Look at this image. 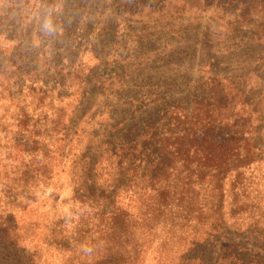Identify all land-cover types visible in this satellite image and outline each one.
Returning a JSON list of instances; mask_svg holds the SVG:
<instances>
[{
    "label": "trees",
    "instance_id": "1",
    "mask_svg": "<svg viewBox=\"0 0 264 264\" xmlns=\"http://www.w3.org/2000/svg\"><path fill=\"white\" fill-rule=\"evenodd\" d=\"M44 1L0 0V175L23 183L22 211L51 219L44 242L90 247L93 264H145L153 252V264H264V89L253 95L235 70L212 71L184 97L151 86L109 131L91 133L89 97L71 106L67 91L68 78L74 93L89 83L70 80L65 64L58 70V31L35 40L57 52L62 79L53 84L28 41ZM248 2L246 23L264 16V0ZM47 206L53 217H42ZM62 214L73 217L72 230L56 219Z\"/></svg>",
    "mask_w": 264,
    "mask_h": 264
},
{
    "label": "rangeland",
    "instance_id": "2",
    "mask_svg": "<svg viewBox=\"0 0 264 264\" xmlns=\"http://www.w3.org/2000/svg\"><path fill=\"white\" fill-rule=\"evenodd\" d=\"M244 1L47 0L50 3L42 2L41 8H36L40 12L29 21L33 32L28 41L36 56L40 53L42 58L39 67L43 79L53 84L62 79L52 67L58 59L57 52L48 44L47 50L53 53L46 55V48L35 40L51 39L52 32L58 31L56 48L63 59L58 70L65 64L63 73L73 74L70 80L84 76L89 83L86 90L74 93L77 86L71 87L73 82L68 78L67 91L72 93L69 102L73 106L82 97H89L82 104L87 102L91 107L88 117L93 118L94 114L98 123L91 133L103 134L125 111H131L132 101L139 102L151 86L184 97L212 71L235 70L244 85L253 89V95L256 90L264 89V81H258L254 73L249 77L253 71L264 76V16L256 11L253 17L246 16L250 19L246 23L242 16ZM247 1L251 8H259L262 0ZM28 11L31 8L25 9V16ZM46 21L51 23L52 30H45ZM26 22L27 19L22 25ZM39 23L43 30H39ZM4 24L8 25V19ZM32 65L35 66L34 61ZM254 84L259 86L255 88ZM45 85L38 84L42 89ZM141 102L150 104L148 99ZM74 110L68 106V115ZM112 113L113 121L104 124L103 119ZM23 191V183L14 182L8 174L0 175V264H93L96 254L93 250L85 254L80 247L72 250L58 247L52 242L55 238L44 242L48 234L45 224L51 219L29 216L22 211L19 202L26 201ZM48 200L42 196L39 204ZM59 204L61 207L60 201ZM45 210L42 217L54 216L48 206ZM56 219L63 220L68 230L74 228L73 217L62 214ZM155 255L149 253L145 264H153Z\"/></svg>",
    "mask_w": 264,
    "mask_h": 264
},
{
    "label": "clouds",
    "instance_id": "3",
    "mask_svg": "<svg viewBox=\"0 0 264 264\" xmlns=\"http://www.w3.org/2000/svg\"><path fill=\"white\" fill-rule=\"evenodd\" d=\"M44 28H45V30H49V31L52 30V25H51V23H50L49 21H46L45 24H44ZM91 251H92V249H91L90 247H87V246H84V247H83V252H84L85 254H90Z\"/></svg>",
    "mask_w": 264,
    "mask_h": 264
}]
</instances>
